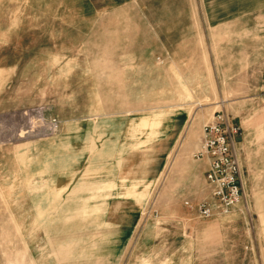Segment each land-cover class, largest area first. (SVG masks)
Instances as JSON below:
<instances>
[{"label":"rangeland","instance_id":"rangeland-1","mask_svg":"<svg viewBox=\"0 0 264 264\" xmlns=\"http://www.w3.org/2000/svg\"><path fill=\"white\" fill-rule=\"evenodd\" d=\"M205 11L203 0H0V264H264V10L224 15L203 36ZM23 110L57 116L60 131L4 142L14 120L2 116ZM217 111L240 129L245 196L205 219L212 189L185 155ZM121 120L125 179L99 187L115 195L83 185L88 198L66 202L63 185L41 200L29 153Z\"/></svg>","mask_w":264,"mask_h":264},{"label":"crops","instance_id":"crops-1","mask_svg":"<svg viewBox=\"0 0 264 264\" xmlns=\"http://www.w3.org/2000/svg\"><path fill=\"white\" fill-rule=\"evenodd\" d=\"M210 1L211 0H203V6L204 8L206 7L205 13L203 14L202 12L206 27V31L203 33V36L208 34L207 28L210 29V25L225 21L226 17H223L224 15L239 16V14H248L246 12L249 11L253 13L264 10V0H218V3H220L218 6V12H221V15L218 14V12H215L216 18H212L213 13L210 10ZM196 34L200 37V33L196 32ZM191 93L194 98L192 90ZM106 121L109 120L107 119ZM110 121L114 122L120 120L113 118L110 119ZM121 125L122 127L118 131L116 129L112 130L108 126L100 129L97 128L96 125H93V127L87 131V137L83 140L82 137L84 133H86V130L82 133V131L79 132L80 128H74L71 130L73 137L71 134H67L64 135L58 143H52L50 146L43 145L42 147H39L38 150L35 149V152L31 151L29 153V155L32 154L30 157V161L32 163L31 183L34 187L37 185V189L41 191V200H53V197L49 196V194L56 195L54 189L63 185L66 186V190H63L60 196L64 195V201L66 202L71 200H80L81 198L86 199L87 196L84 197L82 195H78V191L80 192V190L84 189L83 185H91L88 190L93 189V192H91L92 199H101L104 202H106V200H110L111 197L115 195V190H109L107 192V190H99V187L125 179L124 177L116 179L114 174V170H117L122 163L123 158H121L120 155H123L126 152V149H128L127 141L122 139L123 135H125L127 121L121 120ZM186 126L187 125L182 126L181 129L184 128L185 130ZM203 129L204 126L202 125V137L198 148L192 152V154L187 152L185 155L188 156V159H190L192 168L196 169L194 172L195 181H197V185H199L202 190L208 185L206 181V172L209 168V160L206 157H196L198 150L201 148L204 134ZM169 130L172 129L167 128L166 130L160 131V136H162L161 138L167 137ZM142 131L141 133L139 132L135 136H132V138L135 137L133 138L134 145H137L138 139H142L145 142L144 135H147V133ZM96 136L100 137L96 139ZM98 141L101 142L97 143ZM157 141L159 142V140ZM157 141L156 143H158ZM142 144L137 146L140 147ZM176 148L177 144L173 145L170 149L165 150V152H168L167 157L169 160L176 152ZM87 171H90V173L87 177H85L84 175ZM163 174L164 171L161 172L160 177ZM131 179L132 178H127V180ZM136 179H141V177ZM143 179L146 178L143 177ZM71 186H74V188L69 190ZM51 191H53V194H51ZM100 192L103 194H100ZM47 196H49V198ZM60 196L58 197V200H63ZM104 202L97 205L96 209H101V207L105 204ZM41 207L44 208L43 206ZM103 224L106 225L105 228L107 227V229L102 232L113 231L114 223L106 221L103 222Z\"/></svg>","mask_w":264,"mask_h":264},{"label":"built area","instance_id":"built-area-1","mask_svg":"<svg viewBox=\"0 0 264 264\" xmlns=\"http://www.w3.org/2000/svg\"><path fill=\"white\" fill-rule=\"evenodd\" d=\"M7 116H10L9 120H14V125L5 129L3 139L6 143L33 134L40 137L54 134L62 126L57 116L47 117L42 110H23L2 118ZM239 131V127L232 124L226 113L221 111L215 112L213 119L204 125V137L196 157L209 160L206 179L212 189L213 200H203L198 205L202 218L209 219L216 214L230 215L244 199L242 164L234 147V136Z\"/></svg>","mask_w":264,"mask_h":264}]
</instances>
